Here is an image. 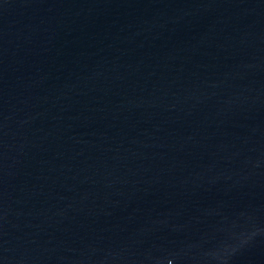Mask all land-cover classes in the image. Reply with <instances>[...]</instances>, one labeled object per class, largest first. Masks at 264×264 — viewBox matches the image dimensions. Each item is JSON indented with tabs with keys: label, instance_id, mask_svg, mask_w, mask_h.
Here are the masks:
<instances>
[{
	"label": "water",
	"instance_id": "obj_1",
	"mask_svg": "<svg viewBox=\"0 0 264 264\" xmlns=\"http://www.w3.org/2000/svg\"><path fill=\"white\" fill-rule=\"evenodd\" d=\"M0 264H264V0H0Z\"/></svg>",
	"mask_w": 264,
	"mask_h": 264
}]
</instances>
